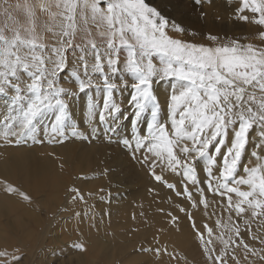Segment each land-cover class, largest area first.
Masks as SVG:
<instances>
[{"label":"snow or ice","instance_id":"obj_1","mask_svg":"<svg viewBox=\"0 0 264 264\" xmlns=\"http://www.w3.org/2000/svg\"><path fill=\"white\" fill-rule=\"evenodd\" d=\"M35 7L53 21L59 18L57 31L45 27L52 33L54 44L46 43V36L37 32ZM25 10L29 26L0 27V96L10 97V112L0 122L4 144L21 145L29 139L43 143L37 134L45 119L50 121V131L45 133L48 142L64 137L66 128H71L75 138L89 139L71 120L64 97L75 93L60 86V80L66 74L84 93L98 87L93 79L98 75L105 94L102 106L89 98L88 123L122 119L124 109L114 94L127 91L133 110L129 121L135 118L139 123V118L150 113L143 133L122 140L125 148L132 150L133 158L142 152L140 163L156 182L169 189L176 185L156 169L180 175L182 191L176 195L186 196L192 208L203 206L207 215L210 203H217L229 213L226 221L217 219L219 234L215 235L207 224L205 231H200L192 214L177 205L191 221L207 264H229L230 260L239 264L235 255L238 247L256 255L255 249L244 242L240 224L231 213L242 218L250 212L252 218L264 219V30L258 33L259 45L242 43L246 38L221 41L212 34L206 36L208 44L184 40L169 34L183 33L184 29L146 0H39L36 6L26 4ZM236 18L264 29V0H240ZM81 33L82 43H76ZM87 57L92 58L91 63ZM163 80L173 83L162 118L153 85ZM253 130L259 139L250 149L255 139L250 135ZM199 171L205 173L203 180ZM189 185L195 188L198 200L193 199ZM0 186L10 195L31 200L7 180H0ZM68 192L71 201L85 202L80 188L71 186ZM206 192L220 199L210 201ZM168 215L173 222L178 219L172 213ZM244 224L251 231V221L244 220ZM215 241L223 247L217 250ZM75 247L86 250L83 244ZM139 251L157 258L169 255L172 260L179 256L169 253L166 246L142 247ZM0 257L7 258L0 264H19L22 259L6 250L0 251ZM260 258L264 260V256Z\"/></svg>","mask_w":264,"mask_h":264},{"label":"bare ground","instance_id":"obj_2","mask_svg":"<svg viewBox=\"0 0 264 264\" xmlns=\"http://www.w3.org/2000/svg\"><path fill=\"white\" fill-rule=\"evenodd\" d=\"M2 1L5 5L4 6L5 10H7V12L9 13L7 17H9L10 15L12 16L13 14L24 15L26 17L27 12L25 10V5L27 4L31 6H36L39 3V0H2ZM17 5H20V7H17ZM0 10H3V8H0ZM52 10L56 11L55 8H53ZM35 13L37 15V13L39 14L42 12L39 10L38 7H35ZM0 18L2 19V17ZM44 18L45 17H43V19ZM20 19H22L21 16ZM23 19L24 21H28L25 18ZM36 20H34L35 23ZM24 21L23 20L20 21L19 19L18 20L16 19V23H25ZM42 21H46L47 23L48 22L57 23L51 19L49 20L45 19ZM28 25H29V21H28ZM43 26L45 27V25ZM40 31L41 29L39 30V32ZM203 33H204L203 30L200 31V34L197 35L198 36L197 41L210 43V41L204 38V36L201 37V34ZM169 34H172V32H169ZM93 35L96 36L95 29H93ZM96 37L99 38L98 36ZM221 41H223L222 38ZM121 59H123V56ZM168 83H169L168 80H163V81H157L153 85L154 93L158 97L159 102L162 106L161 107L162 118L165 117L166 115V105L169 102L167 93L163 92V89L168 85ZM99 92L101 93V96L99 95L100 94ZM96 95L98 96V99L99 97L102 98V96H104V94L102 93V89L101 90L98 89L96 92L95 90L92 89L87 92L85 91L84 93L79 92L76 97H73L75 98L74 100L76 103V105L73 104V107L76 106V110L74 109V114H73V110L70 112H72V114L75 116L73 117L77 121H79V125L83 129H85V126L87 125H92L89 124L86 119L88 103L87 104L85 103V97L88 99L91 97V99L96 100L97 99ZM7 100L10 101V98H8ZM74 100L70 102L73 103ZM119 102L120 101H118L117 103ZM120 130L122 129L120 128ZM87 136H89V141H91V144L87 145L86 141L82 142L83 144L79 145L80 151L77 150L78 152L74 150V148L76 149V145L75 146L73 145L75 141L73 142V139L69 140L70 138L69 139L64 138L63 142L60 143L58 147L40 145L38 146L37 149L25 147L23 144L5 145L4 141L0 139V180H7L10 184H12L13 186L17 187L21 191L28 194L31 197L30 201H32V204L35 207L41 206L42 208L46 209L48 213L51 212L55 214V216L62 215L60 210L58 211V207L60 205L67 209L65 213L68 214L72 211L74 212L75 207L78 208V206L82 204L80 202L81 204L78 205L77 204L79 202L78 200L75 202L72 201L71 203L65 204L66 198L63 197V194L66 192V190L68 192V189L66 187L69 186V184H67V181L70 178V176L72 175L76 176L80 173L86 174V176L83 179L79 181L77 179L76 183H72L74 184V186L77 185L78 188H81L82 192L84 190L96 191L98 190L99 187H109L110 190L113 192V194L111 195V197L109 196L106 197L104 201H102L99 205L100 210L101 209L104 210L105 208L108 207L107 202L110 200L111 207H110L109 220H108L109 223L108 222H106L105 224L101 223V221H104L103 217L102 220H100L101 218L100 217V218H96L98 221L96 219H95L96 221H93L92 219H90L91 215L86 213L87 209L90 206L89 203L93 201V203L95 204L96 200L95 201L92 200L93 198L84 199L86 200L87 204L83 202L85 207L82 209L80 215L77 216L78 226H79L78 230H80L83 236L82 241L83 243L85 242L88 243V246L85 250V255L86 256L88 255L86 259L90 261L87 264H113L114 262H116V264H126L127 262H129L127 264H131L130 262L134 260H140L141 259L140 257L143 256V254L136 249L137 242L138 241L144 242V240H146V242H151L153 240V236L154 238L159 237L161 238V241L166 242L168 246L167 250L169 253H173V252L179 253V256L177 257L176 260L170 259L169 255H163L160 258L156 257L155 258L156 260L155 259L152 260V261L155 260L154 264H162V263L163 264H207L206 258L202 253L200 243L198 239L192 235L191 229L189 227L191 221H187L186 213L179 211V207H177V205L180 204H185L191 207L189 200L185 197L175 198V196L172 195L170 190L163 188L159 183L155 182L150 176H148L147 172L138 163L131 161L130 164L126 165L125 164L126 160L122 161V158L128 159L129 157L126 151L124 153L122 147L117 146L118 144H115L114 148H110L111 146L108 148L111 149L110 150L111 152L108 153H111L113 157L119 158L118 161L113 160L112 163L113 164L116 163L118 169L122 172V176H125V178L129 180V182L136 183L138 188L130 189L126 195H124L123 192H118V191H117L118 193L114 192L116 191L115 188H113L115 181L110 176V174H107V178H105L104 182H102L101 177L98 178L93 177L90 176L88 173L89 171H100L99 164L102 162L100 159L103 158L104 156L101 153L100 147H98L96 144L97 141L99 140L102 141V138L98 134H95L91 131L87 133ZM122 138L123 136L120 138V140ZM107 141L109 142V140ZM118 143L121 144V141H119ZM79 146H77V148ZM93 152H95L96 155L98 154L97 158L101 153V156L103 157L99 159L100 161L91 162V159L89 158L94 157V155L92 154ZM120 154H122L123 156L120 157L119 156ZM90 155L93 156L90 157ZM55 156H64L63 158H67L69 162L67 163L66 167L64 166V168H61L54 159ZM136 156H138V152L136 153ZM110 157L112 156L110 155ZM97 158L95 159L94 157L92 159L97 160ZM70 159L71 160L73 159L72 163H70ZM102 163H104V161ZM106 167L110 169L112 168V164L110 163L108 164L107 161ZM121 180L122 179H120V181ZM15 195L16 194L10 195L4 192L3 187L0 186V216L1 217L7 216L8 205H10L14 210V214H15V217L14 216L12 217H14L16 220H19L18 218H20L21 215L27 213V215L29 214L31 217V222L33 224H38L39 219L37 215L33 213L31 210L28 211L27 210L28 208H26L23 204H21V202L23 201H21V199L18 200L16 198L17 196ZM195 195L196 197H194L193 199L198 200L199 199L198 193L195 192ZM37 196H40V201H37L36 199ZM208 197L210 201L220 199L219 197H213L212 195ZM190 209L197 217L198 224H200V222L204 219L210 221L214 220L215 223L213 222L212 223L215 230H217L216 220L217 219L223 220L225 219V217L229 216V213L225 212L217 203H210V206L207 209V213H208L207 215L205 214V209L203 208V206H200L199 208H195V209L191 207ZM11 212L9 214H11ZM213 212H218V214L215 217H213ZM168 213H172V215L178 217V219L175 222H173L171 220V217L168 215ZM222 213H224V215H222ZM231 214L235 216L234 212ZM7 218L9 217L7 216ZM16 220L15 222H19ZM85 221H87V223ZM7 224L8 227L12 226L11 223L10 224L7 223ZM47 224H51V223L48 222ZM102 227L103 228L108 227L109 230L110 229L112 230L111 237L106 236L105 232L101 233ZM30 230L31 229H29V231ZM130 238H136V240L130 241L129 240ZM11 239L10 241H12ZM1 241L2 238L0 237V242ZM214 243L217 250L223 247V245L220 244L219 241H215ZM237 251H235V254L237 253ZM8 253L12 255L13 252H8ZM80 259L84 261L86 260L84 259V257ZM135 262L138 263V261H134V264Z\"/></svg>","mask_w":264,"mask_h":264},{"label":"rangeland","instance_id":"obj_3","mask_svg":"<svg viewBox=\"0 0 264 264\" xmlns=\"http://www.w3.org/2000/svg\"><path fill=\"white\" fill-rule=\"evenodd\" d=\"M146 2L149 3L151 6L156 7L162 13V15L167 17L170 21H174L177 25H179L180 27H182L184 29L183 33H178V32L175 33L173 31H170V32H172V34H170V35H172L174 37L181 38V39L188 40V41H193L196 43H205L202 41H197V39H198L197 35L200 34V31L203 30L204 33L201 34V37L204 36V38H206L205 35L207 36L209 33H212L214 35L216 34L218 37L222 38L223 40L234 37V38H246V39H241L242 43L251 42V43H254L257 45H259L261 43V41H259V39H257V36H258L259 31L264 30V29H261L260 26L255 25L251 22L246 23V22L240 21L236 18V9L240 6V0H199L198 3H197V0H146ZM4 6L5 5H4L3 1L0 0V8H3V10H0V17H2V19L0 18V27L7 26L8 28H12V27H27V26H29L28 25L29 18H26L28 16L25 17L24 15L13 14L14 17H13V15L12 16L10 15L9 16L11 18L10 19L9 17H7L9 15V13L7 11L4 12L5 11ZM245 14L251 15L250 13H247V12ZM44 15L47 16V13H39V14L37 13V15H35V17H34V20L37 19L36 23H35V25L37 24L36 25V29L38 30L37 32L42 33L46 36V43L54 44L55 40L53 39V36L51 35L52 33L46 32L45 27L51 26L52 28L53 27L55 28V29L53 28L54 31H57L58 30L57 23H49V22L47 23L46 21H42L45 19L46 20L50 19L49 16L46 17ZM20 16L22 19H20ZM42 16L45 18L43 19ZM23 18L27 19L28 21H24ZM39 18H40V20H39ZM16 19L17 20L19 19L20 21L23 20L25 23H16ZM58 19L59 18H57V20L54 22H58ZM43 25H45V27ZM40 29H41V31L39 32ZM227 29H229V30H227ZM193 32L196 34L195 36L190 35V33H193ZM82 35H83V33L78 35V37L76 39V43H82V41L80 39V36H82ZM96 39L99 42V38L96 37ZM205 44H208V43H205ZM78 54L79 53H77V55ZM87 59L89 60V63L92 62L91 57H87ZM49 67H51V65H49ZM71 67H73L72 58L69 57V68H71ZM81 73H82V70H81ZM93 79H94L95 84L98 87H93L91 89L95 90V92L98 89L99 90L102 89V93L105 94V92L103 91L104 88H103V83H102L101 78L97 75V76H94ZM168 81H169V83L163 89V92H166L167 97L169 98L171 93H172V83L173 82L172 81L170 82V80H168ZM60 86H62V87H64V88L75 93V95H73V96L64 97L65 100L68 101L67 103H69V108H70L69 112L73 110V114H74V109L76 110V106L73 107V104L76 105V103L74 100L75 98H73V97H76L77 94L79 93L78 86L76 83L69 81V78L66 74L61 75ZM94 88H96V89H94ZM91 89H87L86 92L90 91ZM99 95L101 96V93ZM121 95H122V97H121ZM259 95H260L259 92H257V96H259ZM8 98H10V97L7 95L6 96L5 95L0 96V99H2V100H0V119H1L0 122H2L3 118L5 116H7L10 112V101L7 100ZM94 98H95V95H94ZM72 99L74 100L73 103L70 102V101H73ZM114 99L116 102L120 101L121 103L119 102V104H121L122 108L124 109V117L122 119H120L119 121H117L116 123H111V122L104 123V124L95 123L92 125H87V126H85V129H83L79 125V121H77L74 118L75 116L72 114V112H70L71 113L70 115H71V120L74 122V124L77 125L78 131L87 135V133L89 131L93 132L92 128L95 127L96 130L93 133L98 134L102 138V141L99 140V141H97L98 143L96 142V144L98 147H100L101 153L104 157L101 156V153H100L99 157L97 158L98 154L96 155L95 152H93L92 154L94 155L95 159L97 158V160H93L92 158H94V157L89 158V159H91V162L101 160L102 162L104 161V163L101 162L99 164L100 171H89L88 172L89 175L93 176V177H97V178L101 177L102 182H104L105 178H107V174H110V176L115 181L113 188H115L116 191H114V192H116V193L123 192L124 195H126L130 189H137L138 186L134 182H129V180H127V178H125V176H122V172L118 169L117 164L112 163L113 160L118 161L119 158L113 157V155L111 153H108V152H111L110 151L111 149H108V148L110 146H111L110 148H114L115 144H118L117 146L122 147V149L124 150V153L126 151L128 157H129L128 159L122 158V161L126 160V162H125L126 165L130 164L131 161L138 163L147 172L148 176H150L154 180V178L149 174L148 168L145 165H143L142 163H140V160L143 158V153L138 152V156H136V154H135V158H133L132 150L125 148V146L122 143V139L130 138L134 133H137V132H140V133L144 132V130H145L144 121L150 119V113L146 112L143 117L139 118V120H140L139 123L134 122L135 118L133 121H129L128 117L131 116L133 110L131 109L130 105L128 104V92L125 91L123 94L117 92L114 95ZM3 101H4V103H3ZM93 101L97 102L98 104H100L102 106L103 96H102V98L99 97V99L97 96V99L93 100ZM85 103L86 104L89 103V99L86 97H85ZM49 125H50V121L47 119L43 120L41 122V124L39 125L40 131L38 132L37 135H38L39 139L44 141L43 143H34L32 140H31V142H30V140H27L25 143H23V145L25 147H28V148H36V149L40 145H48V146H52V147H54V146L58 147L60 145V143L56 142L57 140H63L64 138L65 139L70 138L69 140L73 139V142L75 141L73 145L74 146L76 145V149L74 148V150L76 152H78V151H80L79 145L83 144L82 142L86 141L87 145L91 144V141H89V139L84 140V139H78V138L73 137L71 134V128L65 129V136L64 137H56L55 139L52 140V142H48L49 136L45 135V133L50 131ZM41 126L42 127L45 126V127L42 128ZM120 128L122 130H120ZM250 135L255 137V139L249 145V148L251 149V147L258 141L259 138L256 137V133L254 130L250 133ZM122 136H123V138L120 140V138ZM107 140H109V142L112 141L111 143L114 145L109 143ZM119 141H121V144L118 143ZM103 142H105V143H103ZM107 142H108V144H107ZM77 146H79V147L77 148ZM93 155H90V157ZM110 155L112 157H110ZM119 156L121 157L123 155L120 154ZM63 157L64 156H55L54 157V159L59 164V166L60 167L62 166L61 168H64V166L66 167L67 163L69 162V160L67 158H63ZM101 157H103V158H101ZM107 161H108V164L109 163L112 164V168L109 169L106 167ZM72 162H73V159L72 160L70 159V163H72ZM81 163H82V161H81ZM214 171H215V169H214ZM156 172H157V174H163L165 179L169 183H174L176 185V187H175V189H169L168 187H166V185L164 183H160V182H157V183H159L163 188L170 190V192L172 193L173 196H175V198H181V197L186 198V196H183V195H181V196L176 195L177 191H182L183 180H182V177L180 175L172 174L170 172L161 173V169H157ZM85 176H86L85 173H80L76 176L75 175L70 176V178L67 181V184H69V186L66 188L68 189L69 187L74 186V184H72V183H76L77 179L79 181V180L83 179ZM204 176H205V173L203 171H199V178L201 180L204 179ZM120 179H122V180L120 181ZM76 187H78V186L76 185ZM188 187H189V190L193 194V198L196 197L195 188H193L191 185H189ZM101 189H103V191H100ZM66 192H67V190H66ZM66 192L63 194V197L66 198L65 204L71 203L72 201L69 199L71 194H67L69 192H67V193ZM82 193L84 194V199L93 198L92 200H94V201L96 200L95 204L93 203V201H91L89 203L90 206L86 211V213L91 215L90 219H92L93 221H96L97 220L96 218L101 217L100 220H102V217H103L104 221H101V223L105 224L106 222H108L110 207H111L110 200L107 202L108 207L105 208L104 210H102V209L100 210L99 205L102 201H104V199L106 197H108V196L111 197V195L113 194V192L110 190V188L109 187H99L98 190H96V191L84 190ZM88 193H92V195H88ZM206 195L211 196L212 194L206 192ZM15 196H17L16 198L18 200L21 199V201H23V202H21V204H23L26 208H28L27 209L28 211L31 210L33 213H35L37 215V217L39 219V223L33 224L31 222L30 215L29 214L27 215V213H25L26 215L25 214L21 215L20 218H18L19 220H16L14 218L15 217L14 210L12 209V207L10 205H8L7 216L9 218H7V216L6 217L0 216V237L2 238V241L0 242V251L6 250L7 252H13L12 255H20L22 257V259L19 261V264H87L90 261V260L86 259V257L88 255L87 256L85 255V251H81L79 248L75 247L76 244H83L85 249L88 246L87 242L83 243V241H82L83 236H82L80 230H78L79 226H78V220H77V216H78L77 213H81L82 209L85 207L83 202L78 200L79 202L77 204L78 205L81 203L82 204L79 205L78 208L75 207L74 212L72 211L68 214L65 213L67 211V209L60 205L58 207V211L60 210L62 215L55 216V214H53L51 212L48 213L46 211V209L42 208L41 206L35 207L32 204V201H25L20 196H18V195H15ZM98 198H100V199H98ZM36 199H37V201H40V196H37ZM85 204H87L86 200H85ZM179 206L184 207L188 213L192 214L193 218L195 219L196 226H197V228L200 229V231H202V232L205 231L204 224H207L209 227H211L213 229V232L215 235L219 234V229L215 230V228L213 226V223H215L214 220L210 221V220L204 219L200 222V224H198L197 223V217L194 215L193 211L190 209L191 208L190 206L185 205V204H180ZM96 207H97V209H96ZM8 211H10V212L12 211L11 214H9L10 212H8ZM217 214H218V212H213V217H215ZM222 215H224V213H222ZM12 216H14V217H12ZM232 216H233V219L240 224L241 236H242L244 242L247 243L251 249H255V251L257 253L256 255H252V254L246 252L243 247L236 248L235 251H237V250L238 251L235 255H236L237 259L239 260V264H264V260H262L260 258L261 256H264V219L252 218L250 212L245 213L242 218H237L234 215H232ZM56 217H58V218H56ZM186 219H187V221H190L188 219L187 214H186ZM15 220L19 221V222H15ZM226 220H227V217H225V219H223L221 221L223 222ZM244 220H250L251 221V231L246 230ZM52 221H54V222H52ZM48 222H50L51 224H47ZM85 222L87 223V221H85ZM7 223H9V224L11 223L12 226L8 227ZM18 224L19 225L21 224L22 226L21 225L19 226ZM46 226H48V227H46ZM189 227L191 229L192 235L194 237H196L195 232H194L191 224L189 225ZM23 229H25V230H23ZM29 229H31V230L29 231ZM102 229H101V233L105 232L106 236L111 237V234H112L111 229L109 230L108 227L107 228L102 227ZM21 231H22V233H21ZM29 232H30V234H29ZM27 233L29 234V236ZM254 236L256 237L255 239L253 238ZM10 239L12 241H10ZM129 240L134 241V240H136V238H130ZM19 241H21V242H19ZM3 242H4V245H3ZM144 242H146V240H144ZM144 242L143 241L137 242L136 249L138 251L142 247L147 248V247H165L166 246L168 249L166 242L161 241V238H159V237L154 238V236H153V240L151 242H146V243H144ZM16 249H19L18 253L16 252ZM142 254H143V256L140 257L141 258L140 260H134V261H138V263L135 262V264H151V263L154 264V262L156 260L155 259L156 256L153 253H148V254L142 253ZM83 257H84V259H86L85 261L80 259ZM144 257H145V259H144ZM5 259H7V258L6 257H0V260H5ZM153 259H155V260L152 261ZM134 261H132L130 263L134 264ZM127 263H129V262H127ZM12 264H16V262L13 261ZM113 264H116V262H114ZM229 264H232L231 260L229 261Z\"/></svg>","mask_w":264,"mask_h":264}]
</instances>
